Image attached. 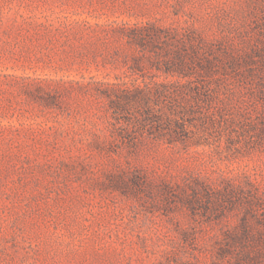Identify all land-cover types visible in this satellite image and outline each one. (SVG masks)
Masks as SVG:
<instances>
[{
    "label": "rangeland",
    "instance_id": "1",
    "mask_svg": "<svg viewBox=\"0 0 264 264\" xmlns=\"http://www.w3.org/2000/svg\"><path fill=\"white\" fill-rule=\"evenodd\" d=\"M0 264H264V0H0Z\"/></svg>",
    "mask_w": 264,
    "mask_h": 264
}]
</instances>
